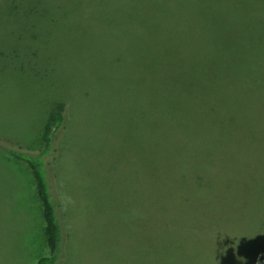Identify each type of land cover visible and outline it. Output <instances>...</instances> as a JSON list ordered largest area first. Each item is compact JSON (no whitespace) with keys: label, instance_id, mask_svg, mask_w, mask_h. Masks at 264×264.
<instances>
[{"label":"rangeland","instance_id":"374dc122","mask_svg":"<svg viewBox=\"0 0 264 264\" xmlns=\"http://www.w3.org/2000/svg\"><path fill=\"white\" fill-rule=\"evenodd\" d=\"M204 1L219 0H0V264L48 255L34 179L1 145L40 147L59 101L65 124L46 157L55 264H264V14L247 3L254 18L228 15L207 37ZM127 4L166 11L140 24ZM201 60L207 75L193 73ZM155 66L171 90L161 100Z\"/></svg>","mask_w":264,"mask_h":264},{"label":"trees","instance_id":"16d2710c","mask_svg":"<svg viewBox=\"0 0 264 264\" xmlns=\"http://www.w3.org/2000/svg\"><path fill=\"white\" fill-rule=\"evenodd\" d=\"M257 7H253L251 1L247 2H238L236 0H219L218 2H202L197 3V6L201 12L200 16V31L201 34L204 36L209 37L211 34L215 33V30L212 29V24L215 21H218L228 15L230 16H238L240 13L247 10V3L250 4L252 13L259 17L264 14V3L262 1L257 0ZM144 3V2H143ZM150 3V2H149ZM165 3V2H163ZM168 3V2H167ZM166 3V4H167ZM148 4V3H147ZM145 5L144 7H140L134 10V7H130L133 5H124L127 7V11H134L135 13L132 14V16H135V18L139 19L143 16L149 14H159L164 13L166 11V8L164 6L162 7H154V9H149L150 5ZM165 4V5H166ZM109 11V7H108ZM109 13V12H108ZM249 15L253 17L250 13ZM131 16V15H130ZM254 18V17H253ZM256 19V18H255ZM199 20V19H198ZM259 20V19H257ZM142 23V20H140V24ZM226 27V26H225ZM235 31H240L241 28L238 27H231ZM258 28L260 30L264 29V21L260 20ZM154 34V40L155 43H157L158 40V32H153ZM149 35V34H148ZM48 44V42H47ZM40 46V44H39ZM247 50L246 52H249L253 49V44L250 45H244ZM39 48V47H38ZM40 49V48H39ZM36 50V51H39ZM259 52L263 51L261 47H255ZM34 51V50H33ZM33 51H27L26 52V59L30 62L29 65H31L33 70L31 73H33V76H42L40 70H38L34 64L36 61L35 59H43L42 56L40 57L37 52L34 53L35 59L33 60ZM32 52V53H31ZM45 53V52H43ZM49 59L48 57L46 58ZM210 63V62H209ZM209 63L203 62V60L194 63L193 65V73H197V75H207L209 72ZM182 67V71L185 72V74L188 76L187 68L184 69V66ZM160 66L154 67V83L151 87V97H154L156 100H161L167 92H171L169 85H164L160 83L161 77L159 76L161 74ZM42 74V75H41ZM251 80H255V83L258 80L257 74L255 73V78H252ZM241 83H245L249 88H251L252 84L251 82L246 78L242 77L239 81ZM146 83V82H144ZM173 89V88H172ZM161 113L160 111H155L154 115L156 117H161L158 114ZM172 116V121H170V124L176 121L175 125H181L183 122L182 117L183 113L182 111H172L170 113ZM164 117V116H162ZM49 121L46 123L45 129L42 132L41 135V146L38 147L35 150H32L31 152H27L24 150H19L18 148H13L8 146V144L3 143L1 145L9 156L13 157L16 160H19L26 164V166L29 168L30 173L34 179L35 187H36V195L41 203L42 206V218L44 222V237H45V244L48 248V255L41 257L37 260L36 264H55L57 261L58 253H59V244L60 240L62 241V228H60L54 214V204L51 202V196L48 189V174L49 172V163L46 161V157H49L52 154V157L54 155V145L59 137L60 131L64 127L65 124V116L63 111V102L59 101L55 104L54 109L50 112L49 115ZM165 118V117H164ZM165 126H168L165 124ZM190 125L187 124V127ZM185 153L186 157L183 159V165L185 167L193 166L194 174L192 176H197L200 172V158H199V150L196 148H192L190 144L185 143ZM193 160V161H192ZM198 162V164H196ZM188 165V166H186ZM180 171L185 174L186 170L185 168H180ZM189 178H192L190 175H187ZM166 187V185H165Z\"/></svg>","mask_w":264,"mask_h":264}]
</instances>
